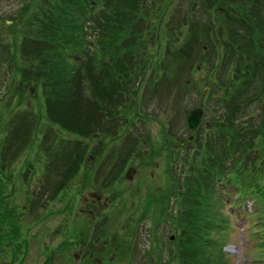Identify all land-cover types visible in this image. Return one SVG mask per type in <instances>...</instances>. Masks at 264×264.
Returning <instances> with one entry per match:
<instances>
[{"label": "rangeland", "instance_id": "rangeland-1", "mask_svg": "<svg viewBox=\"0 0 264 264\" xmlns=\"http://www.w3.org/2000/svg\"><path fill=\"white\" fill-rule=\"evenodd\" d=\"M105 1L113 4L114 13V17L107 18L103 26L108 34L113 27L112 22L131 30L132 27L128 29L129 20L142 12L143 17L148 13L152 18L160 16L159 19L146 21L147 24L143 21L138 25L139 29H149L151 25L157 31V43L149 42L144 56L145 64L153 63L158 69H135L128 63L127 54L123 51L127 49L126 41H131L132 37L127 38L123 29L115 45H112L102 33L96 34L87 28L86 33L91 41L98 44L105 41V57L112 63L103 65L93 54L92 58L95 59L85 64L59 58L57 70L65 71L66 75L59 76L56 81L68 83L71 97L58 99L53 97L49 87L42 88L46 83L54 82L47 78L45 58H50L46 53L51 57L56 54L65 57V54L56 48L51 35L53 32L50 31L52 27L46 25L45 21L51 20L55 25L57 21L52 20L53 13L63 9V5L56 9L52 6L54 0H0V15L7 17L5 23L0 22L3 27L0 33L8 41L4 50L0 47V52L4 51V55L17 62L18 72L22 71L29 80L36 81V87L34 83L26 82L20 86L24 76L17 73L15 79L12 73L8 74L9 59L4 64L8 70L5 66L2 82L10 86L13 81L19 87L15 89L21 100L6 97L13 100L0 108V167L2 165L4 168L1 167V179L5 182L0 187V194L4 191L2 195L9 199L0 205L3 213L0 214V227L3 228L0 231V253L4 251L0 264L9 263L6 261L14 257L16 247L11 244L21 243L22 240L33 245L27 263L43 264L49 256L61 255L65 250L62 264H72L69 259L71 252L66 250V242L69 241L72 243L74 264H79L77 258L86 254L75 247L77 225H82L83 236L89 238L99 219L93 213H81L83 207L76 194L96 182L108 186L110 206L114 201L115 207H109L111 218L104 231L117 241H113L114 245H124L115 247L122 257L118 264H181L175 255L171 257V249L181 253L185 264H190L196 257L204 260L210 258L209 264H219L222 256L214 249H218L225 238L229 243L224 264H264V260L259 261L264 259V249L260 247V242H264L260 235L264 227H260L259 222L260 214L264 211V192L258 190L264 185L263 103L255 102L246 109L238 108L235 121H208L204 118L202 130L197 134L190 135L187 128V115L196 107L204 105L205 110L209 111V118L219 117L223 113L209 97L201 100V90L192 82L186 84V81L192 79V74L195 78L199 73L197 67L204 54L202 48L209 45L207 33L212 31L213 36V30L218 31L220 26L225 31L216 33V36L229 32V24L225 23L227 17L225 14L218 15L215 10L219 5L223 11L224 2L213 0L211 5L208 0ZM227 1L238 3L237 0ZM261 2L241 0L239 3L250 9ZM146 5L145 9H141ZM251 12L246 13L249 15L246 22L251 26L247 34H253L258 24ZM36 19L40 20V24H33ZM97 19L102 20V17ZM212 19L218 23L211 25L210 30L205 23ZM175 20H180V23ZM257 45V51H260L261 45ZM80 47L89 49L86 44L72 48L78 50ZM235 51V55L241 56L250 53L246 48ZM206 57L213 59L214 55L206 54ZM259 61L260 57L256 54L246 58V63L253 64L257 71ZM112 68L116 70L112 71ZM143 72L147 74V84L139 82L138 77ZM124 76L131 77L129 87L120 82L119 78ZM122 89L128 91L121 101L116 100L118 90ZM42 91L49 94L47 100L37 97ZM4 92L5 89H2L0 97ZM17 105H20V109L15 108ZM111 112L118 114L121 120L110 116ZM249 112L251 114L246 117ZM239 123L240 126L256 127L259 131L253 134L251 145L245 143L246 137L250 136L248 134L242 142L244 149H254L245 168L257 187L250 190L251 195L246 202L245 210L252 215L247 220L244 209L234 208L235 201L239 202L240 197L233 184L221 185V196L214 194V204L210 206L213 207L210 219L228 221L229 228L226 230L212 225L204 234L197 231V234L189 237V227L192 226L189 218L185 217H192L196 209L202 206L205 192L211 194L220 180L227 178L235 169L231 167L225 170V167L219 173L221 178L218 180L216 174L219 170L216 168L222 166L224 154L221 153L217 161L208 158L216 150L209 149L210 137L200 141V133L234 134L236 138ZM238 148L241 149V145ZM223 150L221 148V152ZM80 159L97 160L98 165L95 169L89 166L87 170L86 161L78 170ZM211 163L213 167H210ZM129 168L136 169L132 181L125 179ZM112 176L116 177L114 184L110 179ZM12 201L16 206L12 208V214H8L5 211L12 207ZM80 214L86 218L83 219ZM10 235L15 236L14 240ZM88 242L89 239H86L84 248H87ZM48 246L54 248L50 254ZM109 248L110 244L103 255ZM26 251L27 246L24 245L19 254L24 255ZM103 255L95 262L101 260Z\"/></svg>", "mask_w": 264, "mask_h": 264}, {"label": "trees", "instance_id": "trees-1", "mask_svg": "<svg viewBox=\"0 0 264 264\" xmlns=\"http://www.w3.org/2000/svg\"><path fill=\"white\" fill-rule=\"evenodd\" d=\"M87 1V0H86ZM84 2V1H83ZM82 2V3H83ZM228 2H224V4H227ZM261 10L260 12L256 15H253L254 18L258 21V24L256 25V30H254L252 35H245L243 37V31H246V28L244 26V23L242 20H239V16L242 18V14L239 13L238 11H234L235 18L237 19L238 27H236L237 22H234L227 30L229 29L228 33H222V35H217L215 33H219L222 30L225 31V28L223 26L219 27L218 31H215L214 29V36H216L212 42H213V47L214 50H216V54L211 52L213 55H217V62H211L209 63V73H211V93L209 94V98L216 102V105L220 107L223 110L222 117L226 121H235L237 114L239 111L237 109H246L249 104L259 102L261 105V108L264 112V35H263V30H264V0L261 2ZM63 5V9L61 10H55V13H53L52 20H56L57 22L55 25L52 23L51 20H46L45 23L46 25L52 27L50 28V31L53 32L51 35H53L52 39L54 41V44L56 48L61 51L65 49L64 43L69 42L73 45H75V42H79L80 38L79 36H83L80 33L85 32V24L80 16V12L76 11L78 7H80V0H54L52 3V6L55 7L56 9H59ZM219 7V6H218ZM229 7V6H228ZM228 12V17H230V13L232 8H226L225 9ZM217 14L221 15L218 10ZM230 17V18H234ZM244 17V15H243ZM54 18V19H53ZM228 20V19H226ZM225 22V23H228ZM1 24L5 23L0 21ZM40 24V20L36 19L33 20V24ZM41 23L44 24V21ZM217 24L218 22L215 21ZM32 25V24H30ZM214 25V24H213ZM32 27V26H30ZM0 28H3L0 25ZM208 28L212 30V26L208 23ZM122 28H116L114 35L116 38H119L121 34ZM3 34V33H2ZM0 33V47L5 49L6 45L8 44V41L5 39V37L2 36ZM255 36V37H252ZM220 44L222 47H224L225 52H218V48H220ZM241 44V46L238 47V45ZM261 45V50H258V45ZM250 46L252 47L251 49ZM248 49L250 53L247 56H241V55H235L236 51L235 50H240L243 51L244 49ZM235 52V53H234ZM4 51L0 52V92L2 89H5V92L3 93V96L0 97V107L4 108L9 102H11L14 98L20 99L21 97L18 95L17 90L15 88H19L16 86L13 81L9 83H3L2 82V75H3V69L5 70L4 64H6L7 60L9 59V71L10 74L17 79V73L19 75L24 76V81H21V84H24V82L29 83L30 78H27L22 71L18 72L16 70V64L15 60L13 58H10L7 55H4ZM9 54V53H8ZM224 54V55H223ZM256 54L259 55L260 61L258 66L256 67L258 69L255 70L253 68V64H247L246 63V58L249 59L250 55ZM4 55V56H3ZM222 55L225 56V59L222 58ZM46 56H50V58L46 59V64L44 68L48 71L47 73V78L54 80V82L51 83H46L43 87H49L51 94L53 97H56L58 99L61 98H67L70 96L69 92V85L68 83L61 84L58 83L56 80L59 79V76H64V71H59L57 70V60L62 57H58V55H54L51 57V54H47ZM2 57L3 61L2 62ZM19 62V60H18ZM40 64V61H39ZM257 64V63H256ZM14 66V68H13ZM6 69L8 70L7 66ZM6 71V70H5ZM7 73V72H6ZM38 74V73H36ZM5 75V73H4ZM3 75V77H4ZM32 76V75H31ZM6 79H3L5 81ZM16 90V91H15ZM68 90V91H65ZM68 94V95H67ZM42 95L47 99L49 97V94L45 91L42 92ZM6 97H10L13 99H5ZM43 98V97H42ZM41 98V99H42ZM40 99V96H39ZM262 102V103H261ZM19 105H17L15 108H17ZM251 113H246V115H250ZM210 137L209 135H207ZM249 136L247 140L250 138ZM1 138V137H0ZM200 140L201 142L203 141ZM235 135L234 134H221V135H212L210 137V143L213 146H217V148H224V150L221 152H218L216 148L213 146H209L210 150H216L215 154H210L208 156L212 157V161H217L220 159L222 156L221 153H223V165L226 166L225 164L227 163L228 159H231V155L235 154L234 152H226L229 150V147L235 143ZM200 142V143H201ZM2 144V142L0 143ZM248 146L250 144H247ZM225 151V152H224ZM251 149H244L242 150V160L245 161L246 159L249 158V153ZM218 153V154H217ZM246 164H240V162L237 163L236 168H241L245 169ZM212 163H211V166ZM209 167V169H210ZM229 167V166H227ZM207 169V170H209ZM237 170V169H236ZM238 171V170H237ZM244 172V170H242ZM237 179L242 178L241 185L239 188L241 189L240 192L243 197H246V193L248 190H250V181H248L247 177L241 174L240 172H237ZM247 182V184H246ZM245 183V184H244ZM261 190V189H258ZM213 189L211 190V194H208L205 192V195L203 196L202 200V206L198 207L196 209V213L192 217H185L188 219L189 224L191 223L192 227H189V237H193V233L197 234V231H200L202 234L205 233L212 225L214 226V219L213 221L210 219L211 217V212L208 210L210 206H213L214 204V194H213ZM262 191V190H261ZM0 205H2L1 201V194H0ZM213 208V207H211ZM207 214H209V217L207 218ZM210 219V220H209ZM264 223V218L262 221V224ZM202 225V226H201ZM181 237V235H180ZM202 237H200L201 239ZM264 249V246H263ZM181 263L183 264L186 263V260L184 258H179ZM210 258L208 259H203L201 257H196L190 264H209ZM223 261V260H222Z\"/></svg>", "mask_w": 264, "mask_h": 264}, {"label": "water", "instance_id": "water-1", "mask_svg": "<svg viewBox=\"0 0 264 264\" xmlns=\"http://www.w3.org/2000/svg\"><path fill=\"white\" fill-rule=\"evenodd\" d=\"M201 120V111L200 110H196V111H192L189 116H188V126L190 127V129L192 131H195L200 123ZM128 177L131 178L132 177V172H130L128 174Z\"/></svg>", "mask_w": 264, "mask_h": 264}, {"label": "flooded vegetation", "instance_id": "flooded-vegetation-1", "mask_svg": "<svg viewBox=\"0 0 264 264\" xmlns=\"http://www.w3.org/2000/svg\"><path fill=\"white\" fill-rule=\"evenodd\" d=\"M97 198V199H94ZM101 197L100 196H92L91 200H85V205L83 207L90 208V205L95 206L96 208L101 209Z\"/></svg>", "mask_w": 264, "mask_h": 264}]
</instances>
